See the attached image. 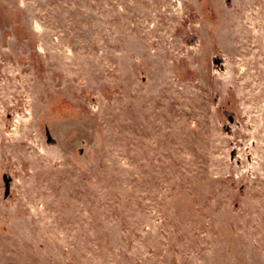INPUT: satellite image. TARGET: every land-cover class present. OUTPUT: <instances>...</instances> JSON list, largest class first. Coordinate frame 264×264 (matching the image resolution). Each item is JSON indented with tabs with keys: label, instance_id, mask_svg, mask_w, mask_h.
Here are the masks:
<instances>
[{
	"label": "rangeland",
	"instance_id": "374dc122",
	"mask_svg": "<svg viewBox=\"0 0 264 264\" xmlns=\"http://www.w3.org/2000/svg\"><path fill=\"white\" fill-rule=\"evenodd\" d=\"M0 264H264V0H0Z\"/></svg>",
	"mask_w": 264,
	"mask_h": 264
},
{
	"label": "water",
	"instance_id": "95a60500",
	"mask_svg": "<svg viewBox=\"0 0 264 264\" xmlns=\"http://www.w3.org/2000/svg\"><path fill=\"white\" fill-rule=\"evenodd\" d=\"M229 120H230V118H229ZM3 180H4V193H3V195L6 196L8 193V180L5 178H3Z\"/></svg>",
	"mask_w": 264,
	"mask_h": 264
}]
</instances>
